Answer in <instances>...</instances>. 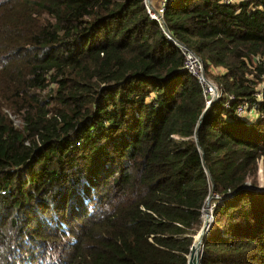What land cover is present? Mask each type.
I'll list each match as a JSON object with an SVG mask.
<instances>
[{
	"label": "trees",
	"instance_id": "obj_1",
	"mask_svg": "<svg viewBox=\"0 0 264 264\" xmlns=\"http://www.w3.org/2000/svg\"><path fill=\"white\" fill-rule=\"evenodd\" d=\"M162 20L202 119L144 0H0V264H188L212 187L201 264H264V0Z\"/></svg>",
	"mask_w": 264,
	"mask_h": 264
},
{
	"label": "built area",
	"instance_id": "obj_2",
	"mask_svg": "<svg viewBox=\"0 0 264 264\" xmlns=\"http://www.w3.org/2000/svg\"><path fill=\"white\" fill-rule=\"evenodd\" d=\"M144 1H145L146 11L149 14V16L161 23L166 0H159L157 6L153 5L152 0L149 1L144 0ZM234 1H239V0H223L224 3H232ZM178 47L180 48V51L184 56V65H183L184 68L188 70V72L197 79V81L199 82V84L203 89V93L208 98L206 100V104L221 97L222 93L218 90L216 85L206 77L204 72V65L200 56L187 47H182V46H178ZM227 97L228 100L233 99V96L231 95H228ZM228 100L224 103V106L226 108L229 107ZM248 108L249 107L247 103H241L238 106H236V112L238 115H242L244 114V112L247 111ZM218 197H219L218 195H214L215 200ZM214 205L215 202L213 203V206Z\"/></svg>",
	"mask_w": 264,
	"mask_h": 264
},
{
	"label": "water",
	"instance_id": "obj_3",
	"mask_svg": "<svg viewBox=\"0 0 264 264\" xmlns=\"http://www.w3.org/2000/svg\"><path fill=\"white\" fill-rule=\"evenodd\" d=\"M146 1H149V0H146ZM161 23H162V26H163V30H164V32H165V34H166V36L168 37L169 40L173 41L177 46L187 47L181 41H179L178 39H176L169 32L168 27L163 22V20H161ZM212 102L206 104V108L204 109V111H203L200 119L203 118V116L207 112V109L209 108V106L211 105ZM194 140H195V143H196L197 148L199 150H201L200 145H199V141H198L197 131H195V133H194ZM205 170L207 171L206 166H205ZM212 185H213V183H212ZM241 188H255V190H257V191H264L263 184H260L258 186H252L249 181L246 183V185L242 186ZM212 198H214V190H213V187H212L209 195L206 197V200H205L206 201L205 202V206L206 207H208V205H209V203H210V201H211ZM213 218H214V215L212 213L211 216H208L207 220H203L202 226H201L199 232L197 233V235L195 236V238H194V240H193V242H192V244H191V246L189 248V254L187 255L188 264H201V262H200V257H201L200 250H201V247L203 246L204 237H205V235L208 232V229L210 227L211 222L213 221Z\"/></svg>",
	"mask_w": 264,
	"mask_h": 264
},
{
	"label": "rangeland",
	"instance_id": "obj_4",
	"mask_svg": "<svg viewBox=\"0 0 264 264\" xmlns=\"http://www.w3.org/2000/svg\"><path fill=\"white\" fill-rule=\"evenodd\" d=\"M158 1L159 0H152V2H153V5H155V6H157L158 5ZM263 80L264 79H262V80H260L259 82H256V87H255V89L259 92V91H264V83H263ZM11 118H13V117H11ZM14 119V118H13ZM15 120V119H14ZM15 123L16 124H19V121L18 120H15ZM258 177H259V183L260 184H262L263 183V161L262 160H260L259 161V168H258ZM215 195V194H214ZM212 201L210 202V204H211V209H212V204L215 202V198H212L211 199ZM210 213V211L208 212V214ZM202 219L204 220V214H203V217H202Z\"/></svg>",
	"mask_w": 264,
	"mask_h": 264
},
{
	"label": "bare ground",
	"instance_id": "obj_5",
	"mask_svg": "<svg viewBox=\"0 0 264 264\" xmlns=\"http://www.w3.org/2000/svg\"><path fill=\"white\" fill-rule=\"evenodd\" d=\"M212 201V200H211ZM210 201V202H211ZM213 205V204H212ZM210 211V213L208 214V212ZM203 214H204V220H207L208 216H211L212 214V209H211V204L209 203L208 207H204L203 208Z\"/></svg>",
	"mask_w": 264,
	"mask_h": 264
}]
</instances>
